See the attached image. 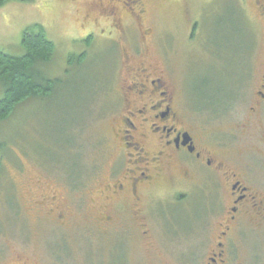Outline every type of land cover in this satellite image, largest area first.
<instances>
[{"label": "rangeland", "instance_id": "obj_1", "mask_svg": "<svg viewBox=\"0 0 264 264\" xmlns=\"http://www.w3.org/2000/svg\"><path fill=\"white\" fill-rule=\"evenodd\" d=\"M110 1L32 0L0 6V49L24 56V32L43 26L55 44V55L41 71L49 79L61 80L50 97L27 100L0 124V264H13L18 256L30 264L120 263L121 253L112 256L111 236L98 229L96 217L107 205L99 191L113 170L116 152L110 111L118 97L113 85L126 76L122 69L125 44L138 45L147 29L153 30V37L143 60L166 68L189 108L190 100L204 108L211 100L214 104L226 84L243 90L238 111L211 118L208 127L212 136L234 141L231 154L264 172V117L256 126L244 127L264 67V0H144L143 21L134 25L123 17L124 41L123 32L109 28V21L101 17ZM86 36L91 37L89 46L84 43ZM208 36L214 44L205 43ZM83 51L88 54L83 56ZM245 52L247 72L243 74L240 63ZM3 97L0 85V100ZM200 118L208 120L204 113ZM257 189L264 193V186ZM185 192L190 198L183 203L165 201L160 203L161 213H148L149 240L124 251L130 264L194 261L195 256L189 257L194 245L203 237L211 238L227 200L216 188L190 185ZM43 195L59 198L69 213L64 224L47 218V209L34 208ZM198 201L210 213L211 225L199 233H181L179 228L187 224L186 217ZM255 225L245 220L235 230L232 264H264L258 256L264 229ZM133 237L129 243L140 242L137 235ZM201 249L196 252L199 264L206 260V247Z\"/></svg>", "mask_w": 264, "mask_h": 264}, {"label": "flooded vegetation", "instance_id": "obj_2", "mask_svg": "<svg viewBox=\"0 0 264 264\" xmlns=\"http://www.w3.org/2000/svg\"><path fill=\"white\" fill-rule=\"evenodd\" d=\"M171 1L165 0L167 3ZM146 14L144 0H111L101 17L109 21V28L123 32V36L120 34L123 40L127 35L123 17L138 25ZM196 28L194 25V32ZM142 34L138 45L133 48H130L131 44H125L122 69L126 76L121 83L113 85V94L118 97L114 99L115 104L110 111L115 123L113 139L116 152L111 161L113 170L99 191L102 202L107 205L100 209L96 217L98 229L111 236V245L114 246L112 256L115 257L118 252L122 255L119 264H130L124 251L132 246H141L142 239L149 240L150 231L146 222L151 210L161 213L158 210L164 206H159L165 201L178 205L183 203L190 198L185 192L187 186L216 188L218 195L227 200L223 214L218 216L211 238L203 237L199 244L194 245L189 257L195 256L191 264H199L196 252L205 246L206 260L202 264H232L235 230L241 228L245 220L255 222L256 229L261 225L264 229V193L257 189L264 186V172H259L255 163L242 162L237 154H231L230 147L234 141L212 136L208 123L211 118L223 117L230 111L237 112L244 97L243 90H233L229 83V87L227 84L221 87L222 94L214 104L211 100L204 108L195 106L190 100L189 108L184 104L182 92L177 91L172 79L167 76L166 68L143 60L153 30L147 29ZM89 36L84 42L87 46L91 43ZM205 43L214 44L209 36ZM107 49L112 50L113 47ZM87 54L83 51V56ZM134 55L141 60H134ZM240 64L243 74L246 73V52ZM258 83L248 114L244 116L245 128L256 126L264 117V67ZM99 90L100 85L97 92ZM200 113L206 114L208 120L203 121ZM220 189L222 193H219ZM44 196L47 195H43L34 208L47 209V218L54 217L58 223L64 224L69 213L63 209L59 198ZM198 203L192 211L190 209L191 214L185 216L187 224L179 228L181 233H199L209 228L206 224L211 225L207 220L210 213L204 210L200 201ZM180 213L183 215L182 211ZM158 215L161 217V214ZM122 222L127 225L120 226ZM134 235L139 237V243H129L128 240H134ZM260 241L258 256L264 259L263 230ZM17 258L13 264H30L25 257Z\"/></svg>", "mask_w": 264, "mask_h": 264}, {"label": "trees", "instance_id": "obj_3", "mask_svg": "<svg viewBox=\"0 0 264 264\" xmlns=\"http://www.w3.org/2000/svg\"><path fill=\"white\" fill-rule=\"evenodd\" d=\"M32 0H0V6L9 2L28 3ZM25 55L15 57L0 49V85L4 97L0 100V124L7 122L16 109L30 99L50 97L61 80L49 79L41 68L50 63L55 55V44L41 25L28 28L23 34ZM85 61V60H83ZM0 162V171H1ZM76 170L78 169V165Z\"/></svg>", "mask_w": 264, "mask_h": 264}]
</instances>
